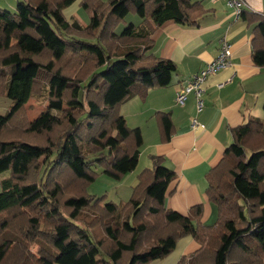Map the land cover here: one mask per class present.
Masks as SVG:
<instances>
[{
    "label": "trees",
    "instance_id": "obj_1",
    "mask_svg": "<svg viewBox=\"0 0 264 264\" xmlns=\"http://www.w3.org/2000/svg\"><path fill=\"white\" fill-rule=\"evenodd\" d=\"M73 1L18 0L13 12L0 8V96L11 101L0 115V173H9L0 181V264H150L186 236L199 249L177 264H264L258 118L230 130L232 143L207 174L206 196L217 211L210 226L200 223L199 205L187 216L165 208L176 176L157 156L128 202L85 195L94 167L116 181L135 170L142 136L120 107L168 87L176 72L173 62L152 55V30L167 21L194 26L203 12L194 0H83V28L63 16ZM129 13L139 26L127 25ZM240 19L253 26V64L264 67V17L243 10ZM42 91L47 108L26 120V105ZM154 116L167 142L169 114ZM97 227L99 239L91 233Z\"/></svg>",
    "mask_w": 264,
    "mask_h": 264
},
{
    "label": "crops",
    "instance_id": "obj_2",
    "mask_svg": "<svg viewBox=\"0 0 264 264\" xmlns=\"http://www.w3.org/2000/svg\"><path fill=\"white\" fill-rule=\"evenodd\" d=\"M82 1L74 0L63 10V16L66 20H76L84 28L89 18L80 5ZM194 1L200 4L203 12L196 25L167 21L154 28L150 35L152 55L170 60L176 66L171 84L150 89L144 100L135 96L120 107L127 125L138 128L142 136L138 164L133 172L125 175L124 181L132 189L138 175L152 167L151 156L161 157L164 166L176 176L165 196V208L187 216L192 207L199 205L202 207L200 223L210 226L216 220L217 211L206 196L207 174L218 165L223 152L232 143L231 129L250 118L264 122V67L252 62V25L244 19L236 20L224 0ZM244 2L245 12L264 17V0ZM13 6L14 0H0L1 9L12 10ZM141 22L140 19L135 24L139 26ZM223 40L231 46V65L208 77L201 111L196 110L193 95L188 96L183 106L178 105L177 92L217 57ZM220 83L226 84L218 88ZM10 105L4 99L0 103V115L5 114ZM158 112L169 114L172 123L167 142L162 141L154 116ZM193 118L202 129L191 127ZM198 249L194 239L186 236L177 241L169 255L150 264H177L181 257L190 256Z\"/></svg>",
    "mask_w": 264,
    "mask_h": 264
},
{
    "label": "rangeland",
    "instance_id": "obj_3",
    "mask_svg": "<svg viewBox=\"0 0 264 264\" xmlns=\"http://www.w3.org/2000/svg\"><path fill=\"white\" fill-rule=\"evenodd\" d=\"M16 2L17 1L14 0V6H13L14 8L12 10L9 9L10 11H12V12L15 11ZM125 20L127 22V25L129 23H132L135 26H137L138 24H135V23H137V21L140 19L138 16L133 15L132 13H129L125 17ZM121 28H123V25H120L117 28V30L120 29L119 31H121ZM81 38L88 40L87 42L92 43V41H93V39L87 38L85 36H81ZM89 40H91V41H89ZM67 69L68 68H66L65 71ZM45 95H46V92L42 91V93L40 95H35L30 99V101L28 102V104L25 107L26 109H25L24 117H26V120L30 121V120L34 119L41 111H43L47 108V102H46ZM3 98L6 100V102L11 103L10 100H8L2 96H0V103L3 102V100H4ZM4 139H7V138L2 137V140H4ZM93 169L96 172V177H95V180L93 182H90V183L84 185L83 191H84L85 195L90 196V197H94V198L104 197V200L106 202L111 201L115 204L126 203L129 201V199L131 198L132 189L129 188L128 182L124 181L125 176L121 180L116 181L113 178H110V177L106 176L105 174H103L101 168L94 167ZM8 176H9L8 172L0 173V181L4 178H7ZM101 232H102L101 228H99V227L91 230V233L93 234L94 238H97V239H99L100 237H103V234Z\"/></svg>",
    "mask_w": 264,
    "mask_h": 264
},
{
    "label": "built area",
    "instance_id": "obj_4",
    "mask_svg": "<svg viewBox=\"0 0 264 264\" xmlns=\"http://www.w3.org/2000/svg\"><path fill=\"white\" fill-rule=\"evenodd\" d=\"M227 6L231 9L232 14L236 20L240 19L241 12L247 9L244 0H224ZM232 55L231 46L226 40H223L217 57L212 60L203 70L193 75L186 84L177 92L175 101L178 105L183 106L189 95H193L195 99L196 110L199 112L203 108L202 96L205 93L204 84L208 77L216 75L220 70L231 65L230 57ZM230 82V80H228ZM226 83L217 85L221 88ZM191 127L193 129H202V125L196 118L191 120Z\"/></svg>",
    "mask_w": 264,
    "mask_h": 264
}]
</instances>
